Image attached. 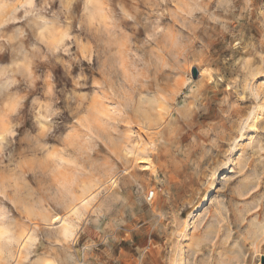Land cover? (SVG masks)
Here are the masks:
<instances>
[{"label":"rangeland","instance_id":"374dc122","mask_svg":"<svg viewBox=\"0 0 264 264\" xmlns=\"http://www.w3.org/2000/svg\"><path fill=\"white\" fill-rule=\"evenodd\" d=\"M262 149L264 0H0V264H264Z\"/></svg>","mask_w":264,"mask_h":264},{"label":"snow or ice","instance_id":"6c2138e0","mask_svg":"<svg viewBox=\"0 0 264 264\" xmlns=\"http://www.w3.org/2000/svg\"><path fill=\"white\" fill-rule=\"evenodd\" d=\"M193 75L195 76V70H193ZM264 150V149H262ZM232 189L235 190V194L239 195L243 200V205L235 202L237 205V215L244 219L245 216H249V222L255 221V217H252L251 212L255 211L257 206H264V175L261 176H250L244 181H237L231 185ZM227 197H222L215 204L217 207H223V200H226ZM0 219H3L0 216ZM255 230L264 237V222L259 224H254Z\"/></svg>","mask_w":264,"mask_h":264},{"label":"bare ground","instance_id":"6f19581e","mask_svg":"<svg viewBox=\"0 0 264 264\" xmlns=\"http://www.w3.org/2000/svg\"><path fill=\"white\" fill-rule=\"evenodd\" d=\"M140 151H142V150H139V147L138 148L136 147V148L129 149V153L130 154H133V155H136L135 157H137V156H139L141 154ZM146 151H145V153H146ZM146 166H149V165L146 164ZM51 221L53 223H61V226L63 227V230H64L65 235L71 236L73 234V230H72L73 229V226H72V223L69 221V219L60 216V217H54V219H52ZM28 240L30 241L31 238L29 237Z\"/></svg>","mask_w":264,"mask_h":264},{"label":"built area","instance_id":"2783aa9c","mask_svg":"<svg viewBox=\"0 0 264 264\" xmlns=\"http://www.w3.org/2000/svg\"><path fill=\"white\" fill-rule=\"evenodd\" d=\"M154 197H155V192H150L149 194H148V196H147V200L148 201H152L153 199H154Z\"/></svg>","mask_w":264,"mask_h":264},{"label":"water","instance_id":"95a60500","mask_svg":"<svg viewBox=\"0 0 264 264\" xmlns=\"http://www.w3.org/2000/svg\"><path fill=\"white\" fill-rule=\"evenodd\" d=\"M194 70H195V73H197L196 69H194Z\"/></svg>","mask_w":264,"mask_h":264}]
</instances>
